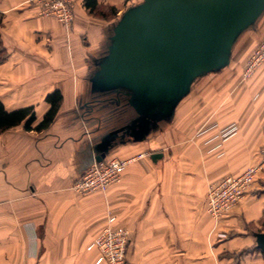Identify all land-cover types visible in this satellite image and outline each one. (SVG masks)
Here are the masks:
<instances>
[{
	"label": "crops",
	"instance_id": "crops-1",
	"mask_svg": "<svg viewBox=\"0 0 264 264\" xmlns=\"http://www.w3.org/2000/svg\"><path fill=\"white\" fill-rule=\"evenodd\" d=\"M84 1L74 0L65 27L30 0H0L4 108H33L34 126L50 109L46 97L61 98L45 129L0 134V264H96L99 251L87 246L108 215L128 236L124 264H264L254 236L264 232V66L245 79L229 70L235 44L264 11L238 34L224 67L196 77L172 116L135 139L127 92L101 93L91 81L121 14L143 0H96L114 19L95 17ZM97 155L128 161L120 181L104 194L74 191ZM253 165L250 191L212 217L208 185Z\"/></svg>",
	"mask_w": 264,
	"mask_h": 264
},
{
	"label": "water",
	"instance_id": "water-1",
	"mask_svg": "<svg viewBox=\"0 0 264 264\" xmlns=\"http://www.w3.org/2000/svg\"><path fill=\"white\" fill-rule=\"evenodd\" d=\"M263 11L264 0H143L114 25L92 89L127 92L137 139L150 124L172 116L196 77L227 64L238 34ZM101 159L97 155L95 162ZM254 236L264 255V232Z\"/></svg>",
	"mask_w": 264,
	"mask_h": 264
},
{
	"label": "built area",
	"instance_id": "built-area-1",
	"mask_svg": "<svg viewBox=\"0 0 264 264\" xmlns=\"http://www.w3.org/2000/svg\"><path fill=\"white\" fill-rule=\"evenodd\" d=\"M38 9V14L52 17L65 27L69 26L74 17V0H30ZM264 65V38L261 39L247 60L244 79L248 78L254 69ZM235 127H229L219 132L223 139L234 132ZM128 161L115 158L94 162L83 171L74 183L73 190L80 194H104L108 186L120 181L121 173ZM259 171L258 165L248 166L240 175L225 176L211 183L206 192V211L214 218H219L239 203L250 191ZM114 216L107 217V224L101 233L87 246L96 248L99 255L96 264H124L125 249L128 236L124 230L114 229Z\"/></svg>",
	"mask_w": 264,
	"mask_h": 264
},
{
	"label": "trees",
	"instance_id": "trees-1",
	"mask_svg": "<svg viewBox=\"0 0 264 264\" xmlns=\"http://www.w3.org/2000/svg\"><path fill=\"white\" fill-rule=\"evenodd\" d=\"M84 6L89 11V13H91L95 17L106 18L105 12L101 10L96 0H85ZM110 10L111 14H115L116 11L114 10V8H111ZM5 58L6 53L4 48L2 47L0 40V64L5 60ZM46 100L50 103V109L44 115L43 119L34 126H32V123L35 120L33 108L26 107L14 111H7L0 101V134L19 125H22V128L25 131H41L48 127L57 112L61 98L56 92L48 95L46 97Z\"/></svg>",
	"mask_w": 264,
	"mask_h": 264
},
{
	"label": "rangeland",
	"instance_id": "rangeland-1",
	"mask_svg": "<svg viewBox=\"0 0 264 264\" xmlns=\"http://www.w3.org/2000/svg\"><path fill=\"white\" fill-rule=\"evenodd\" d=\"M102 11L105 12V16L107 19H114V17H116L117 12H115V14H111V7L110 8H102L100 7ZM105 18V19H106ZM264 30V15L259 19L256 27L250 31L245 32L237 41V43L234 46V50H233V55H232V61L231 64L229 66V70H236V71H241V75L242 78L244 75V71L246 70V63L248 58L250 57V55L252 54V52L250 53V55L247 57L243 67H242V62L243 60L246 58L247 54L250 52V50L253 48L254 44L256 43V41H260L258 40L257 34ZM260 66H264V65H260ZM259 67V66H258ZM257 68V67H256ZM255 68V69H256ZM254 69V70H255ZM259 170H260V165H258ZM258 173V172H257Z\"/></svg>",
	"mask_w": 264,
	"mask_h": 264
}]
</instances>
